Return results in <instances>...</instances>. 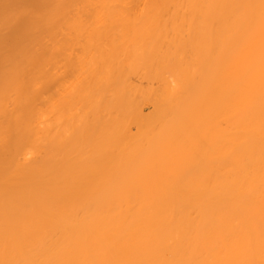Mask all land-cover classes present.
Wrapping results in <instances>:
<instances>
[{
  "label": "bare ground",
  "instance_id": "obj_1",
  "mask_svg": "<svg viewBox=\"0 0 264 264\" xmlns=\"http://www.w3.org/2000/svg\"><path fill=\"white\" fill-rule=\"evenodd\" d=\"M0 264H264V0H0Z\"/></svg>",
  "mask_w": 264,
  "mask_h": 264
}]
</instances>
